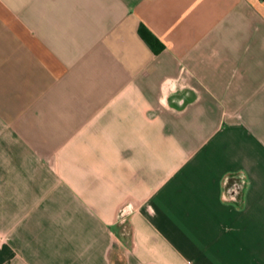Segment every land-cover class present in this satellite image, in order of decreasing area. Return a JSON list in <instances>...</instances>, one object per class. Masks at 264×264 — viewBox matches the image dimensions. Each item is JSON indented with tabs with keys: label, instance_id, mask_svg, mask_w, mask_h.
<instances>
[{
	"label": "crops",
	"instance_id": "1",
	"mask_svg": "<svg viewBox=\"0 0 264 264\" xmlns=\"http://www.w3.org/2000/svg\"><path fill=\"white\" fill-rule=\"evenodd\" d=\"M0 264H264V0H0Z\"/></svg>",
	"mask_w": 264,
	"mask_h": 264
},
{
	"label": "trees",
	"instance_id": "2",
	"mask_svg": "<svg viewBox=\"0 0 264 264\" xmlns=\"http://www.w3.org/2000/svg\"><path fill=\"white\" fill-rule=\"evenodd\" d=\"M139 35L155 53H160L163 50L162 43L145 26H140Z\"/></svg>",
	"mask_w": 264,
	"mask_h": 264
},
{
	"label": "rangeland",
	"instance_id": "3",
	"mask_svg": "<svg viewBox=\"0 0 264 264\" xmlns=\"http://www.w3.org/2000/svg\"><path fill=\"white\" fill-rule=\"evenodd\" d=\"M179 157H180V160L185 159V157H184V155H183L182 153L179 154ZM149 191H150L149 188H147V189L145 190V192H147V195H148V192H149Z\"/></svg>",
	"mask_w": 264,
	"mask_h": 264
}]
</instances>
